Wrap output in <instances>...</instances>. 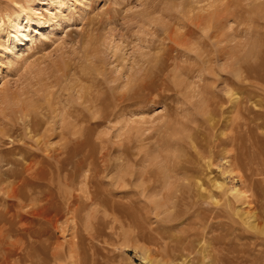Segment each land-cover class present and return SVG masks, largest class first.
I'll return each mask as SVG.
<instances>
[{
    "label": "rangeland",
    "instance_id": "obj_1",
    "mask_svg": "<svg viewBox=\"0 0 264 264\" xmlns=\"http://www.w3.org/2000/svg\"><path fill=\"white\" fill-rule=\"evenodd\" d=\"M0 264H264V0H0Z\"/></svg>",
    "mask_w": 264,
    "mask_h": 264
},
{
    "label": "bare ground",
    "instance_id": "obj_2",
    "mask_svg": "<svg viewBox=\"0 0 264 264\" xmlns=\"http://www.w3.org/2000/svg\"><path fill=\"white\" fill-rule=\"evenodd\" d=\"M19 20H20V17H18L16 20H15V22H16V24H14V26H13V29H14V31H15V40L18 42V45H16V46H13V47H11V51H12V53L14 54V55H17V56H19V49H20V44L23 42V41H26V40H32V37L29 35V33L28 34H23L22 32H21V27H20V25H19ZM207 27V26H206ZM29 30V29H28ZM192 33H193V31H191ZM195 33V32H194ZM208 34V33H207ZM193 35V34H192ZM190 38V37H189ZM13 39V40H14ZM171 39H173V38H171ZM188 40V39H187ZM186 39H184L183 37H182V35L180 36V37H178V38H176V41H177V43L179 44V46H181L182 47V49L183 48H186L188 45H189V43H188V41H187ZM175 42V41H174ZM191 42V41H190ZM194 44V43H193ZM195 45V44H194ZM199 46V45H198ZM196 47V46H195ZM190 48V47H189ZM189 48H187V49H189ZM197 48V47H196ZM172 49H174V48H172ZM191 50H194V49H192V48H190ZM184 54V53H183ZM186 55V54H185ZM185 57V56H184ZM188 57V56H187ZM168 60V59H167ZM192 60V59H191ZM175 61V60H174ZM189 61V60H188ZM193 61V60H192ZM166 62V61H165ZM196 65V64H195ZM171 66V65H170ZM192 66V65H191ZM197 66H199L198 64H197ZM161 67V66H160ZM165 67V66H164ZM187 68V66H184V68ZM193 67V66H192ZM171 68V67H170ZM254 68V67H253ZM189 69H191V68H189ZM197 69V68H196ZM86 70V69H85ZM160 70H162V69H160ZM165 70V69H164ZM192 70V69H191ZM243 70H245V69H243ZM169 71V70H168ZM198 71H199V69H198ZM246 72V71H245ZM166 73V72H165ZM237 75V74H236ZM165 77V76H164ZM168 77V76H167ZM173 77V76H172ZM235 77V76H234ZM157 81V80H156ZM167 81V80H166ZM155 84V83H154ZM153 84V85H154ZM167 84V83H166ZM165 84V85H166ZM134 85H136V82L134 83ZM229 85H231V84H229ZM139 86V85H138ZM137 87V86H136ZM136 87H134V88H136ZM232 87V86H231ZM234 87V86H233ZM148 88V87H147ZM162 88V87H161ZM166 88V87H165ZM164 88V89H165ZM134 90V89H133ZM132 90V91H133ZM161 90V89H160ZM140 91V90H139ZM150 91V90H149ZM148 91V92H149ZM159 91V90H158ZM167 91V90H166ZM147 92V91H146ZM135 94H136V92H135ZM230 94V93H229ZM232 94V93H231ZM131 95V94H130ZM146 95V94H145ZM144 95V96H145ZM134 96V95H133ZM148 96V95H147ZM231 96V95H230ZM125 98V97H124ZM147 98V97H146ZM146 98H144V99H146ZM149 99V98H148ZM97 100V99H96ZM121 100H122V98H121ZM151 100V99H150ZM126 101V100H125ZM206 101V100H205ZM122 103V102H121ZM146 103V102H145ZM98 104H99V102H98ZM245 104H246V102H245ZM241 106V105H240ZM244 106V105H243ZM130 107V106H129ZM116 108H118V106L116 107ZM244 109V108H243ZM31 120V119H30ZM26 121H27V119H26ZM245 122V121H244ZM241 124V123H240ZM35 125V124H34ZM32 126V125H31ZM39 126V125H38ZM34 128H35V126H34ZM80 146V145H79ZM46 149V148H45ZM77 149V148H76ZM80 149V148H79ZM212 149V148H211ZM69 150V149H68ZM72 150V149H71ZM73 151V150H72ZM40 153V152H39ZM69 153V152H68ZM80 154V153H79ZM57 155V154H56ZM81 155V154H80ZM60 156V155H59ZM65 156V155H64ZM47 157V156H46ZM45 156H44V158H46ZM67 158V157H66ZM59 159H60V157H59ZM36 160V159H35ZM51 160V159H50ZM53 160V159H52ZM53 162V161H52ZM94 162V161H93ZM36 163V162H35ZM34 163V164H35ZM41 164V163H40ZM48 165H49V163H48ZM18 166V165H17ZM96 167V166H95ZM42 168V167H41ZM55 168V167H54ZM51 169H53V168H51ZM25 173L27 174V175H31L34 179H37V180H41V179H45V178H47V176L49 177V180L50 179H53V177H52V175H53V172L50 170V172H46L45 170H43V169H39V168H35L32 164H30V166H28L26 169H25ZM21 174H23V173H21ZM55 175V174H54ZM48 179V178H47ZM52 181H54V180H52ZM88 182H89V180H88ZM91 182V181H90ZM51 183V182H50ZM54 183V182H53ZM99 184V183H98ZM36 187V186H35ZM18 189V188H17ZM16 186H15V188H13L12 189V192H13V194H12V196H15L16 195ZM91 194V193H90ZM92 195H94V194H92ZM47 196V195H46ZM95 196V195H94ZM90 197H92V196H90ZM97 196H95V198H96ZM47 198H49V197H47ZM52 200H53V198H52ZM47 201V200H46ZM93 201V200H92ZM100 201V200H99ZM97 202H98V200H97ZM96 202V203H97ZM38 203V202H37ZM94 203V202H93ZM100 203V202H99ZM71 204H73V203H71ZM39 205V204H38ZM47 205V204H46ZM51 205V204H50ZM45 206V205H44ZM123 206V205H122ZM35 207V206H34ZM42 207V206H41ZM46 207V206H45ZM40 208V207H39ZM34 209V208H33ZM35 210V209H34ZM68 211H69V209H68ZM34 214H36V215H38V216H41V215H43L44 213H43V211L42 210H40V211H37V212H35L34 211ZM14 218V217H13ZM55 218V217H54ZM58 218V217H57ZM18 220V219H17ZM5 225V224H4ZM6 226V225H5ZM24 227V226H23ZM23 227H21V228H23ZM24 229V228H23ZM7 230V229H6ZM5 238V237H4Z\"/></svg>",
    "mask_w": 264,
    "mask_h": 264
}]
</instances>
